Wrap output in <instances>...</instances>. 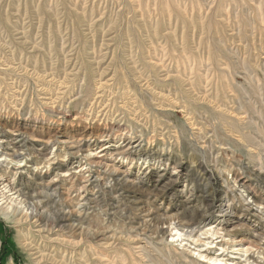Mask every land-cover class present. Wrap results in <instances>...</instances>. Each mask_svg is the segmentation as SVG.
Wrapping results in <instances>:
<instances>
[{"label":"rangeland","instance_id":"obj_1","mask_svg":"<svg viewBox=\"0 0 264 264\" xmlns=\"http://www.w3.org/2000/svg\"><path fill=\"white\" fill-rule=\"evenodd\" d=\"M0 264H264V0H0Z\"/></svg>","mask_w":264,"mask_h":264},{"label":"bare ground","instance_id":"obj_2","mask_svg":"<svg viewBox=\"0 0 264 264\" xmlns=\"http://www.w3.org/2000/svg\"><path fill=\"white\" fill-rule=\"evenodd\" d=\"M17 210V209H16ZM24 210V209H23ZM25 216V215H24ZM53 218V217H52ZM26 219V218H25ZM54 222V221H53ZM44 227V226H43ZM207 232H202L201 234H206ZM190 234H188V236H189Z\"/></svg>","mask_w":264,"mask_h":264}]
</instances>
